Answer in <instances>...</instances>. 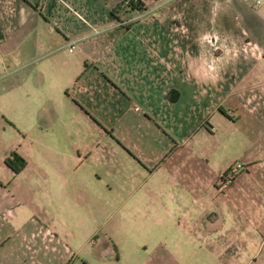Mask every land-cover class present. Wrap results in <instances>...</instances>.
<instances>
[{
  "label": "crops",
  "instance_id": "1",
  "mask_svg": "<svg viewBox=\"0 0 264 264\" xmlns=\"http://www.w3.org/2000/svg\"><path fill=\"white\" fill-rule=\"evenodd\" d=\"M123 1L0 0V264H200L112 242L148 218L264 251V3Z\"/></svg>",
  "mask_w": 264,
  "mask_h": 264
},
{
  "label": "rangeland",
  "instance_id": "2",
  "mask_svg": "<svg viewBox=\"0 0 264 264\" xmlns=\"http://www.w3.org/2000/svg\"><path fill=\"white\" fill-rule=\"evenodd\" d=\"M161 191L164 195L165 193L169 194L170 192L165 186H162ZM159 227L158 233L160 237L153 240L151 238V234L156 231V226L154 227V223L152 222L151 218L146 219L144 222H140L138 220L126 222L123 227L119 226L117 229L113 230L115 235L111 240L113 243L123 244L127 235L128 241L133 242L138 248L137 256L139 260L145 259L150 255V250L155 244V241L158 240L162 248L161 251H165L166 254H168L178 263L193 262V259L198 258L201 259L200 264H229L228 260H222L218 257L221 254L215 255V257H213L212 255L201 253L199 256L196 253L194 247L184 245V242L186 241L185 239L188 238L172 233L176 227L173 226L171 221H166L162 218V222L160 223ZM107 228H109V226H107ZM263 254V250L260 255L240 253L238 254L240 261L239 264H262L260 263V260L263 258ZM257 255H259L257 257L258 261L254 262V259ZM246 257H248V261H246ZM251 259H253V263H250Z\"/></svg>",
  "mask_w": 264,
  "mask_h": 264
},
{
  "label": "trees",
  "instance_id": "3",
  "mask_svg": "<svg viewBox=\"0 0 264 264\" xmlns=\"http://www.w3.org/2000/svg\"><path fill=\"white\" fill-rule=\"evenodd\" d=\"M123 8L126 9L127 11L141 10L140 3L135 0H128L126 6ZM121 9L119 6L114 8L113 10H111L110 15L114 16V14L117 11H120ZM2 163L13 174L18 173L24 165L23 161L13 153L8 154V156L3 159Z\"/></svg>",
  "mask_w": 264,
  "mask_h": 264
},
{
  "label": "built area",
  "instance_id": "4",
  "mask_svg": "<svg viewBox=\"0 0 264 264\" xmlns=\"http://www.w3.org/2000/svg\"><path fill=\"white\" fill-rule=\"evenodd\" d=\"M127 1H128V0H124V1L122 2V6H123V7L126 6ZM252 2H253V4H254L255 6H257V5H260V4L264 3V0H252ZM70 49H71V47H69V49H68L67 51H69ZM234 170H235V169H234ZM234 170H233V169H230V172H233ZM226 181H227V180H225V182H226ZM220 185L222 186V185H223V182H221Z\"/></svg>",
  "mask_w": 264,
  "mask_h": 264
}]
</instances>
